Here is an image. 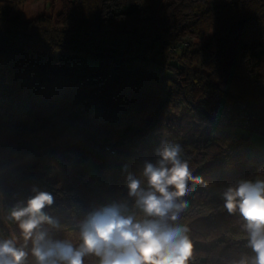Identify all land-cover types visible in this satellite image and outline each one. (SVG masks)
Masks as SVG:
<instances>
[{
	"label": "trees",
	"instance_id": "16d2710c",
	"mask_svg": "<svg viewBox=\"0 0 264 264\" xmlns=\"http://www.w3.org/2000/svg\"><path fill=\"white\" fill-rule=\"evenodd\" d=\"M34 1L0 0V28L15 42L12 49L0 53V159L15 166L0 173V193L13 184L10 206L0 211L2 238L24 248V264H36L31 240L25 244L10 214L40 191L53 197L44 211L59 222L58 228L47 224L43 228L52 240L68 241L73 247L81 243L80 222L106 207L101 196L108 197L110 205H121L125 216L152 219L129 195L128 178L140 180L147 191V178L141 180L140 170L159 158L157 152L164 144H171L179 145L180 158L191 175L207 185L188 181L190 191L181 198L186 207L174 222L187 228L190 241L211 242L207 248L191 247L187 264H252L255 253L248 247L238 209L192 215L198 206L221 204L222 193L242 181L264 182V156L252 142L253 135L264 140V0H195L190 5L192 17L185 22L167 12L176 0L126 5L114 1L104 17L98 14L101 0H46L42 12L32 7ZM157 52L165 58L163 65L172 71L171 77L123 71L124 64L139 58L153 60ZM89 58L102 60L101 65L89 66ZM93 72L98 84L90 100L105 94L112 107L108 113L98 109L90 129L103 137L112 135L115 117L123 122L115 133L139 144L130 152L122 141L109 146L118 155L116 167L121 171L111 184L100 171L96 179L86 172L105 183L101 196L53 151L49 161L76 191L66 197L26 173L41 167L40 162L15 165L25 151V142L16 137L47 129L51 114L69 113L76 87ZM24 80L28 84L20 87ZM216 94L244 104L251 127H215L209 110ZM23 98L32 105L24 116L30 122L25 127L14 123ZM156 129H165L166 138L145 140ZM83 264H100V257L87 254Z\"/></svg>",
	"mask_w": 264,
	"mask_h": 264
},
{
	"label": "clouds",
	"instance_id": "9594fccd",
	"mask_svg": "<svg viewBox=\"0 0 264 264\" xmlns=\"http://www.w3.org/2000/svg\"><path fill=\"white\" fill-rule=\"evenodd\" d=\"M180 152L179 145L164 144L157 152V163H145L147 191L141 188L140 180L128 178L129 195L152 219L141 221L125 216L122 206L117 204L103 207L80 222L79 247L68 241L52 240L43 228L45 224L59 227V222L44 211L53 203L49 193L37 192L26 205H17L10 218L18 223L25 244L31 240L36 264H83L87 254L100 257V264H187L191 255L188 230L174 222L186 207L181 198L190 191L188 181L207 185L201 177L191 175ZM222 197L229 213L238 209L245 221L248 247L255 253L252 264H264V182L242 181L227 188ZM26 255L14 240L0 241V264H24Z\"/></svg>",
	"mask_w": 264,
	"mask_h": 264
},
{
	"label": "rangeland",
	"instance_id": "374dc122",
	"mask_svg": "<svg viewBox=\"0 0 264 264\" xmlns=\"http://www.w3.org/2000/svg\"><path fill=\"white\" fill-rule=\"evenodd\" d=\"M114 1H118L121 5L142 2V0H101L98 11L99 16H106L110 8L109 6ZM193 1L195 0H176L174 4L168 7L167 12L174 17L181 18L185 22L192 17L190 5ZM45 5L46 0H35L32 7L37 12H42ZM176 6L177 8L175 10ZM189 38L186 37V40H189ZM164 61L165 58L163 55L157 52L153 60L139 58L124 64L123 71L125 73L139 72L156 77H171L172 71L163 65ZM101 62L102 60L90 58L87 60V64L94 68L99 67ZM97 79L98 74L96 72L85 77L76 87L75 94L70 102V112L49 115L47 129H38L32 133L25 132L22 136L16 137L25 142V151L22 155V160L15 161V165L25 166L40 162L41 167L35 170H26V173L39 177L42 181L52 185L66 197L74 195L76 191L58 168L49 161L53 151L68 165L72 172H75L78 177L83 178L89 186L94 187L101 196L103 193L102 185L104 186L105 183L93 180L86 172L96 179L100 171L106 177V184H111L117 180L119 172L121 171L116 167L118 155L110 152V147L115 142L122 141L129 146L130 152L132 149L137 148L139 144L136 139H130L121 133H115L116 129L123 125V122L115 117L112 123L114 132L112 135H104L103 137L102 135H97L90 129L91 122L96 119L97 110L99 109L101 112L108 113L112 107V99L105 94L101 95L97 100H94V102L90 100V93L98 84ZM28 82L24 80L20 84V87L25 86ZM19 105L14 123L24 127L28 126L30 122L24 116L26 112L30 111L32 105L27 102L26 98L20 99ZM179 107L180 104L178 103L176 108L179 109ZM238 131L244 132L240 128ZM166 136L167 131L165 129H156L147 134L145 140L153 139V141L159 142L165 139ZM252 142L264 156V140L257 135H253ZM0 158H2L1 155ZM159 159L160 157L154 159L153 164L155 165ZM13 167L15 166L8 161L0 159V173L6 172ZM140 178L141 180L144 178L143 170H140ZM12 185L4 187L0 193V211L10 206ZM221 199V204L207 203L206 205L196 207L192 216L204 215L210 211L224 208L225 201L222 195ZM101 200L104 204L106 203V206H110L108 197L104 198L101 196ZM127 204L131 203L127 202ZM7 227L12 234L15 232L11 225L7 224ZM3 240L0 233V241ZM210 244L211 242L206 241H191V247L207 248Z\"/></svg>",
	"mask_w": 264,
	"mask_h": 264
},
{
	"label": "built area",
	"instance_id": "2783aa9c",
	"mask_svg": "<svg viewBox=\"0 0 264 264\" xmlns=\"http://www.w3.org/2000/svg\"><path fill=\"white\" fill-rule=\"evenodd\" d=\"M183 45H187V43ZM173 49H177V47H173ZM209 113L211 123L215 127L234 125L249 129L252 125L251 114L244 104L238 101L230 102L220 94L213 97ZM110 152L115 153L112 149Z\"/></svg>",
	"mask_w": 264,
	"mask_h": 264
},
{
	"label": "water",
	"instance_id": "95a60500",
	"mask_svg": "<svg viewBox=\"0 0 264 264\" xmlns=\"http://www.w3.org/2000/svg\"><path fill=\"white\" fill-rule=\"evenodd\" d=\"M14 45L15 42L11 41L5 31L0 28V53L12 49Z\"/></svg>",
	"mask_w": 264,
	"mask_h": 264
},
{
	"label": "crops",
	"instance_id": "0c3cea01",
	"mask_svg": "<svg viewBox=\"0 0 264 264\" xmlns=\"http://www.w3.org/2000/svg\"><path fill=\"white\" fill-rule=\"evenodd\" d=\"M87 171V170H86Z\"/></svg>",
	"mask_w": 264,
	"mask_h": 264
}]
</instances>
